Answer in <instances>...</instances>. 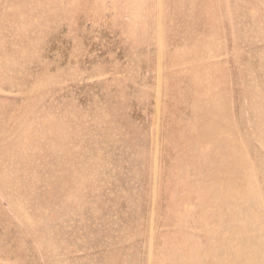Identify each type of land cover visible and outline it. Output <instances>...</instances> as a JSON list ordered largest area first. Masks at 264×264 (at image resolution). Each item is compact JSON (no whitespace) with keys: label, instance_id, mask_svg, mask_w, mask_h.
I'll use <instances>...</instances> for the list:
<instances>
[{"label":"rangeland","instance_id":"obj_1","mask_svg":"<svg viewBox=\"0 0 264 264\" xmlns=\"http://www.w3.org/2000/svg\"><path fill=\"white\" fill-rule=\"evenodd\" d=\"M0 264H264V0H0Z\"/></svg>","mask_w":264,"mask_h":264}]
</instances>
